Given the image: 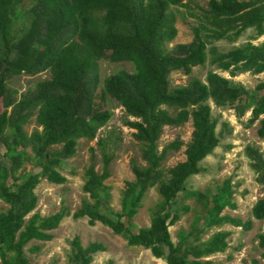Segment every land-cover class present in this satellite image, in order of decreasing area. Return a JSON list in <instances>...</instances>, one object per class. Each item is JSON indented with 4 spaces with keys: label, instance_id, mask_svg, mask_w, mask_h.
Instances as JSON below:
<instances>
[{
    "label": "trees",
    "instance_id": "16d2710c",
    "mask_svg": "<svg viewBox=\"0 0 264 264\" xmlns=\"http://www.w3.org/2000/svg\"><path fill=\"white\" fill-rule=\"evenodd\" d=\"M196 0H0V200L8 208L0 211V264H30V253L39 251L32 242H50L51 231L69 215L59 210L42 217L37 212L36 189L42 179L55 185L66 182L59 169L72 160L82 139L96 140L112 119L108 106L112 99L129 117L125 126L141 146L143 166L132 160L135 181L126 183L121 210L110 208L109 165L120 140L114 130L98 139L103 170L92 163L85 171L83 190L89 195L73 218L88 217L108 227L129 247L150 250L153 257L167 264H211L200 261L225 254L231 233L219 231L197 245L173 244L169 227L179 219L173 209L186 182L200 175L202 163L220 145L215 107L235 110L238 118L250 112L248 122H258L257 136L264 138V81L249 92L219 73L209 71L205 80L190 77L193 68L208 61L229 72L258 75L264 72V41L253 44L264 34V0H209L205 10L192 12ZM172 9H185L196 20L193 38L186 44L170 45L177 35ZM252 29L250 41L227 52H220L213 42L237 40ZM210 45V46H209ZM209 46V48H208ZM129 62L134 71L120 70L100 76V62ZM48 71L50 77L35 88L18 94L10 89L13 77H34ZM189 76L185 85H171V73ZM35 117L39 130L26 133L24 126ZM191 123L188 143L174 140L162 151L159 141L165 127ZM185 148V161L163 170L169 153ZM31 153V155L29 154ZM246 158L255 174V182L264 187V159L257 150L248 148ZM32 163L34 169L29 170ZM161 200L155 207L151 226L134 230L131 220L150 189ZM205 201L204 213L197 217L190 234L194 239L213 226L231 224L248 231L252 221L222 215L233 207L231 181L210 197L196 192ZM188 211L187 206L181 207ZM252 219L264 222V200L251 209ZM125 218L128 221H125ZM198 221H201L199 227ZM197 223V224H196ZM74 264H92L94 256L105 251L100 244L81 246L79 236L72 242ZM257 247L264 261V233L257 235ZM191 257L193 260H189ZM257 264L256 261H252Z\"/></svg>",
    "mask_w": 264,
    "mask_h": 264
},
{
    "label": "rangeland",
    "instance_id": "374dc122",
    "mask_svg": "<svg viewBox=\"0 0 264 264\" xmlns=\"http://www.w3.org/2000/svg\"><path fill=\"white\" fill-rule=\"evenodd\" d=\"M209 0H196L191 4L192 12L200 13L205 10ZM176 22L177 35L170 45V49L175 44H186L191 42L192 27L196 25V20L187 15L185 9H172ZM254 35L252 29L246 30L237 40L225 39L213 42L212 46L220 52H227L233 48L245 44L250 41ZM264 41V34L253 40V44ZM210 46V45H209ZM208 46V48H209ZM100 76L102 82L105 77L114 74L120 70L128 72L134 71V65L129 62L112 63L108 59L100 62ZM214 71L222 76L242 84L247 91L251 92L258 82L264 81V72L258 75L250 73H237L231 76L229 72H224L213 63L208 61L203 66L193 68L190 77H195L201 81L205 80L206 74ZM50 77L48 71L40 73L34 77L18 76L8 81L10 89L16 90L18 98L19 94L26 90L35 88L39 81ZM179 72L171 73V85H185L189 78ZM211 107V117L216 121V134L220 138V145L213 154L207 157L200 168V175L191 177L185 184V190L177 196L176 205L173 209L179 210L180 219L171 227L169 232L173 244L184 243V246L197 245L208 241L211 235L219 231H228L231 233L227 240L229 249L225 254L214 255L209 258H203L200 261H211V264H264L260 258L261 251L257 247V235L264 233V222L252 219L251 209L257 200H264V187L255 182V174L249 167V161L246 158V150L252 148L257 150L264 159V138L257 136L258 122L250 124V112H246L242 117L238 118L236 112L230 108L215 107L209 102ZM108 106L113 112L110 122L100 130L98 138L92 143L82 139L79 141L76 156L59 169V174L66 179V182L55 185L42 179L36 189L38 196L37 208L28 216L34 213L40 214L42 217L49 216L59 210H67L69 215L64 217L58 228L51 231L53 239L50 242L34 241L25 250L30 247H37L39 251L35 254L28 255L30 264H74V254L76 253L72 242L79 236L81 246L87 249L91 244H100L104 247L103 253L94 256L92 264H167L163 260L155 261L150 250L139 247H129L127 242L115 235L108 227L100 222L91 225L88 217L73 218V214L82 207L85 199L89 200V195L84 192L85 171L90 167L91 150L94 149L95 166L98 173H102L103 163L101 153L98 149V139L103 137L108 131L114 130L116 135L120 136L117 150L114 152V158L109 165L110 177L104 182L109 187L110 208L114 212L121 210V197L126 189V183L135 181V176L131 170L130 163L135 160L137 163L146 166L142 160L141 146L135 138L133 129L125 126L126 119L135 120L129 117L123 107L117 102L108 99ZM2 108L0 106V112ZM26 133L31 134L35 130H39V124L33 117L28 124L24 126ZM192 133V126L187 122L179 127L167 126L163 130V134L159 141V151H162L167 145L174 140L188 143ZM185 148H181L176 153H169L166 161L163 163V170L170 168L185 161ZM31 155V153L29 152ZM32 156V155H31ZM28 169L33 170V164H28ZM226 181H231L233 207H227L222 215H229L245 221H252V228L244 231L242 228L234 227L231 224L221 226H213L197 236L190 234L197 217L204 213L205 201L198 195H188L186 192L202 193L208 197L213 195L216 188L222 187ZM161 200L157 190L150 189L142 200V205L136 216L131 220V226L134 230L151 226L153 213L156 205ZM187 206L189 210L183 211L181 207ZM8 208V205L0 200V211ZM125 221H128L125 218ZM201 227V221H198ZM197 224V223H196ZM189 260H193L191 257Z\"/></svg>",
    "mask_w": 264,
    "mask_h": 264
},
{
    "label": "crops",
    "instance_id": "0c3cea01",
    "mask_svg": "<svg viewBox=\"0 0 264 264\" xmlns=\"http://www.w3.org/2000/svg\"><path fill=\"white\" fill-rule=\"evenodd\" d=\"M156 260H158V259L155 258V261H156ZM158 261H161V260H158ZM165 263H166V262H165Z\"/></svg>",
    "mask_w": 264,
    "mask_h": 264
}]
</instances>
